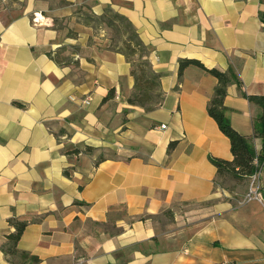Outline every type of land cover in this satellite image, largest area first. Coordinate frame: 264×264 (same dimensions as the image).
Wrapping results in <instances>:
<instances>
[{
	"label": "crops",
	"instance_id": "crops-1",
	"mask_svg": "<svg viewBox=\"0 0 264 264\" xmlns=\"http://www.w3.org/2000/svg\"><path fill=\"white\" fill-rule=\"evenodd\" d=\"M89 4L128 19L161 99L127 102L132 65L90 25L61 37L32 23L43 0L0 8V264H17L1 250L9 218L26 222L17 249L38 259L19 264H264V164L260 200H245L249 176L220 184L210 157L233 155L207 113L217 80L195 65L178 73L185 58L232 70L226 115L259 152L264 109L242 93L264 96V0ZM65 45L80 47L75 62L53 59Z\"/></svg>",
	"mask_w": 264,
	"mask_h": 264
},
{
	"label": "trees",
	"instance_id": "trees-1",
	"mask_svg": "<svg viewBox=\"0 0 264 264\" xmlns=\"http://www.w3.org/2000/svg\"><path fill=\"white\" fill-rule=\"evenodd\" d=\"M262 21H264V17H262ZM83 23L90 25L93 29H95L98 24H103L105 28L111 29L115 36L118 35L120 45L119 42L117 44L116 39L112 37L109 39L111 42L107 45V48L122 53L131 63V74L135 79V89L138 86L140 77L133 69L134 67L132 61H135V59L132 58V56L134 55H137L138 57L142 55L144 57L142 63L147 65V68L151 71L152 78H154L155 83L158 86V75L152 71L147 60L148 49L141 43L137 32L125 16L113 12L109 8L104 9L103 13L97 16L89 9V11L83 13ZM53 59L57 63L60 62L56 55ZM189 65L200 67L205 72L213 75L217 80L213 93L207 102V113L216 121L221 132L229 139L230 150L233 155V159L231 161L210 157V161L216 167L218 177L220 178L224 173L230 174L234 177H243L249 176L250 174L258 171L262 164H264V113H262L259 117V121L262 126L260 129V133L262 134V144L259 152H255L251 138L237 132L231 126L226 115V106L224 105L226 87L231 82H235L237 85L240 83L233 71L230 69L220 71L215 68H207L196 59L185 58L178 61V73L181 74L182 70ZM140 74V76L144 75L143 69L140 71ZM242 94L249 101L260 104L262 109H264V96L246 95L244 92ZM112 96L113 89H110L103 99H107ZM127 102L129 104L142 106L141 103H136L135 99L131 97L127 98ZM172 145L173 143H170L169 148ZM254 158L257 159V164L253 163ZM8 222L14 227V232L6 235V241L1 245L3 253L10 256L19 254L21 259L28 257L31 263H36L38 260L37 257L29 256L27 253L23 251L21 252L17 249V242L26 226V222L15 218H9Z\"/></svg>",
	"mask_w": 264,
	"mask_h": 264
},
{
	"label": "rangeland",
	"instance_id": "rangeland-1",
	"mask_svg": "<svg viewBox=\"0 0 264 264\" xmlns=\"http://www.w3.org/2000/svg\"><path fill=\"white\" fill-rule=\"evenodd\" d=\"M46 2L45 10L41 13L36 10L33 11L31 16H34V13H39V17L42 21L39 26H49L53 29L59 31L61 37H71L74 38L77 36V31L83 23V13L89 11L90 9V0H43ZM26 0H0V8L6 9L9 12H20L24 9ZM42 15V16H41ZM39 24V23H36ZM94 33L103 34L107 39L104 41L106 45L110 44V38L114 37L118 44V35H114V32L111 29L105 28L103 24H98ZM120 45V42H119ZM79 46L70 45V46H61L58 48L56 57L60 60L61 63H70L75 62L71 57V52L79 51ZM135 61H132L133 69L136 71L140 77L138 86L131 94V98L135 99L136 103H141L145 109L151 108L159 103L161 99L160 90L155 83L154 78H152L151 71L147 68V65H144L142 62L144 57L140 55L132 56ZM144 70V75L140 76V71ZM241 177H234L230 174L224 173L220 178V184L226 189H241ZM16 259V263L21 262V257L19 254H14L12 256Z\"/></svg>",
	"mask_w": 264,
	"mask_h": 264
},
{
	"label": "built area",
	"instance_id": "built-area-1",
	"mask_svg": "<svg viewBox=\"0 0 264 264\" xmlns=\"http://www.w3.org/2000/svg\"><path fill=\"white\" fill-rule=\"evenodd\" d=\"M41 19L39 17V13H34V16L32 17V23L33 24H36V23L41 24L42 23ZM161 126L164 127L163 124ZM253 163L257 164V159L256 158L253 159ZM257 172L258 171H256V172H254V173L249 175L248 190H247V193L245 195V200L246 201L260 200L259 184H258V178H257L258 174H257ZM220 264H230V263H220Z\"/></svg>",
	"mask_w": 264,
	"mask_h": 264
}]
</instances>
